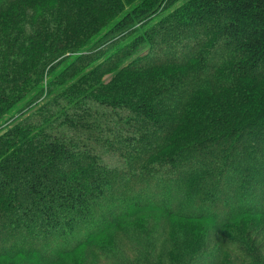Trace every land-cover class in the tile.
<instances>
[{
	"label": "trees",
	"instance_id": "16d2710c",
	"mask_svg": "<svg viewBox=\"0 0 264 264\" xmlns=\"http://www.w3.org/2000/svg\"><path fill=\"white\" fill-rule=\"evenodd\" d=\"M174 1L0 0V264H261L264 0Z\"/></svg>",
	"mask_w": 264,
	"mask_h": 264
},
{
	"label": "rangeland",
	"instance_id": "374dc122",
	"mask_svg": "<svg viewBox=\"0 0 264 264\" xmlns=\"http://www.w3.org/2000/svg\"><path fill=\"white\" fill-rule=\"evenodd\" d=\"M184 0H175L172 4H170L168 6L167 10H171L173 8V6H180V4L183 3ZM162 8V7H161ZM161 10V9H160ZM159 10V11H160ZM169 31H171V29L169 28ZM167 41H169L171 38H169L170 35H167ZM172 39L174 36V33L171 34ZM166 41V40H165ZM173 42L171 40L170 45H172ZM115 158V157H113ZM151 164H155V163H151ZM246 221H251V219H247ZM243 221V222H246ZM130 224L135 226L136 229L138 231L134 232V236H139L138 239V247L141 248L143 246L144 241H146L144 234H146L148 236V238L152 239V240H158L161 236V229L164 228L166 229V225L169 227V231L173 230V227L176 226V223L172 222V220L170 221V219H165L163 218V216L156 210V212H151V211H143L140 214H137L134 218L130 219ZM133 231V230H132ZM121 232H123L122 230H116L115 233H109L108 236V241L114 243L113 246L114 248H120V250H122V252L120 254H118V257L114 258V262H111V264H121L122 262H126L129 264L132 263H139V254H135L138 253L139 250L136 247L127 248L126 246H124V242L122 244L120 237L121 236ZM253 232H256L253 231ZM114 235V236H113ZM263 238H264V234ZM172 235V239L174 238ZM169 239H171V237L169 236ZM171 239V240H172ZM123 241V240H122ZM111 243V244H112ZM166 249H172V246L170 245V243L168 242L166 244ZM79 250L74 253L73 255H71L69 258L65 257L63 262L60 264H109V262H105L104 259L101 260V262L98 259V256L96 255V253L94 254V251L92 252L89 248V246L83 247L81 246L80 248H78ZM259 260L261 264H264V248L260 251V255H259ZM6 264H16L17 261L12 260V261H5ZM164 264V263H161Z\"/></svg>",
	"mask_w": 264,
	"mask_h": 264
}]
</instances>
